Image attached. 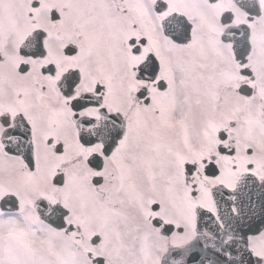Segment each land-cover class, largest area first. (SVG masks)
Returning a JSON list of instances; mask_svg holds the SVG:
<instances>
[{
	"label": "flooded vegetation",
	"instance_id": "1",
	"mask_svg": "<svg viewBox=\"0 0 264 264\" xmlns=\"http://www.w3.org/2000/svg\"><path fill=\"white\" fill-rule=\"evenodd\" d=\"M111 1L105 17L107 13L123 19L124 4L119 8L120 0H114L115 6ZM146 1L149 9L157 2ZM36 2L41 6L36 27L47 32L49 42L43 60L26 58L18 46L8 45L12 26L0 10V213L8 210L0 216V264H97L93 259L98 258L103 264H159L157 252L185 244L195 235L196 215L190 214V204L218 216L212 189L222 185L234 190L242 175L251 188L253 179L264 182V0L259 17L233 0H189L184 11L168 2L165 14L138 13L131 33L125 34L122 20L118 34L126 35L127 63L117 61L111 68L93 60V49L81 42L87 34L77 32L82 20L98 19L97 5L92 8L82 0ZM173 12L185 15L192 27L186 43L155 27L156 16L161 23ZM240 25L250 28L251 51L243 64L233 45L222 39L228 28ZM33 28L22 30L14 43ZM104 54L114 61L120 49ZM64 77L70 79L68 95L59 87ZM161 83L166 87L161 89ZM142 90L143 98L138 95ZM113 115L120 118L114 123L127 124L142 143L134 161L126 154L127 137L108 155L104 144L84 143ZM23 123L31 129L36 153L32 173L2 141ZM39 153L40 160L64 176L63 186L54 187L52 201L68 210L65 221L74 227L65 234L73 248L69 263L62 261L57 247L44 254V225L34 212L44 188ZM93 156L100 157L99 169L89 163ZM210 165L216 168L214 176L208 173ZM173 192L183 208L179 211L170 202ZM8 196L11 201L1 207ZM96 197L106 210L115 203L117 217L96 211ZM113 199L116 202L108 205ZM166 226L173 232H165ZM82 227L92 228L94 234L88 246ZM249 243L254 254L264 257V243L255 237Z\"/></svg>",
	"mask_w": 264,
	"mask_h": 264
},
{
	"label": "rangeland",
	"instance_id": "2",
	"mask_svg": "<svg viewBox=\"0 0 264 264\" xmlns=\"http://www.w3.org/2000/svg\"><path fill=\"white\" fill-rule=\"evenodd\" d=\"M167 1L170 2L173 9H176L179 11H184L186 9L185 8L186 4L189 2V0H167ZM85 2L91 4L92 8L97 5L99 7V16H98V19H95L94 18L95 16H94L91 19H88L86 21L82 20L80 22L81 26H84V28L86 29V31H81V32L84 34H87V36H85L83 39H81L82 37H80L79 39H81V42L84 43L86 46H90L91 49H93L92 57L95 56L93 57L94 61L106 63L109 66V68H111L112 63H115L117 61H121L124 64H126L127 63V56L125 54L127 50L125 46L126 35L122 37V34L120 35L118 34V28L121 27L120 22L124 20L123 26H124L125 34L127 33V31L131 33L132 30L129 31V29H131L133 19L139 18L138 13H140V15L143 16L144 11H146L148 14H152L153 11L151 9V5L149 9V4L146 0H135V1L120 0L118 2V7L121 8L122 4H124L125 6L124 15L121 14L122 17L124 18L117 21V17H114L112 19L107 14L109 6H113L111 0H86V1L82 0V4ZM113 3L115 6L116 2L114 0H113ZM5 4H8V8H5ZM82 4L78 3V5H82ZM36 7L32 8L31 2L29 0H0V10H3L2 12H5L7 15H9L8 20L10 19V21H12L11 25H12L13 30L10 29V31L7 34V40H8L9 46H13L15 44L14 39L17 35H21L22 30H25L24 31L25 33L26 29L32 27V23L34 24V26H37V15H41V12L39 10L41 9L40 8L41 6L38 8ZM149 10H150V13H149ZM104 11L107 12L106 17H105ZM31 14L34 16H31ZM114 14H117L116 10L111 12V15H114ZM2 15L4 14L2 13ZM159 22H160V19L159 17H157V19H155V27L157 24L156 28L158 30L161 29ZM118 48L120 49V55L115 56L114 61L110 57L108 58L102 57V55H105L104 54L105 51H108L109 53L111 52L113 53ZM40 164L44 168L45 178H44L43 191L40 192L38 195L45 196V197H53V190H54L53 184H52L53 166L43 162L42 160ZM81 184L82 183L78 184V186H80ZM83 191L84 193L88 192L86 188H84ZM190 193H189V196H190ZM205 193H207V189H205ZM171 195H173V197L170 199L171 200L170 202L172 205L176 206L173 208H175L176 211L183 209V208H180V202H177L175 193L173 192ZM75 198L79 199L81 202V197L76 196ZM178 200H181V199L178 198ZM113 202H116V200L115 199H113V201L111 200V202H108V205H111V203ZM95 203L96 204H94L93 206L96 209V211L100 212L102 210L104 214L110 218H114V215L115 217H117V214H116L117 210L113 208L115 203L111 207V209H108V210H106V206H104L103 204L101 205L98 197H96ZM194 205H195L194 203L190 204V209H189L190 214L195 213L196 208L194 207ZM206 211L212 212L209 209ZM44 228H45V233L43 235V238H44L43 246H44V249L47 250L44 254H47L50 249H54L55 247H57L59 249V252L61 251L62 261H65L66 259L65 262L69 263V259H68L70 258L69 254L73 253L72 251L73 248H70L71 244L69 243V241L66 240L67 237L65 234H67L66 233L67 231L63 230V233L61 232L59 235L57 233L58 231L53 232V230L48 226H45ZM108 233L110 234L111 231H108ZM81 234L85 235L86 246H88L92 239V235H94L92 232V228L82 227ZM119 234H120V230L117 231L113 237L114 238L118 237ZM113 237H111L110 240H112ZM108 243L110 242L107 241L106 246L110 247L111 245H108ZM95 250H97L96 247L93 248L92 252H94ZM157 255H158L157 259H160L162 254L159 255V252H157ZM109 257L110 259L114 260V256L110 255ZM46 264H47V260H46ZM79 264H83V263L79 262Z\"/></svg>",
	"mask_w": 264,
	"mask_h": 264
},
{
	"label": "snow or ice",
	"instance_id": "3",
	"mask_svg": "<svg viewBox=\"0 0 264 264\" xmlns=\"http://www.w3.org/2000/svg\"><path fill=\"white\" fill-rule=\"evenodd\" d=\"M155 72L156 66L155 62H153L151 74L155 76ZM165 87L166 85L164 83L160 84L161 89ZM138 95L143 98L146 96V91L142 90ZM119 119L118 116H111L110 120L101 123L95 129V138L84 139V143L91 145L100 142L104 144L103 151L105 155H108L127 137L126 154L130 160L134 161L142 150V143L136 138L135 132L128 128L127 124L123 122L119 124L114 123L119 121ZM86 123L91 124L92 121L88 120ZM57 150L59 151V149ZM89 163L94 168L99 169L101 166L100 157L93 156ZM192 171L193 168L189 167V174ZM208 173L211 176L216 175L214 165L209 166ZM60 180L61 178L58 177L57 182L59 183ZM100 182L99 179L95 181L97 185ZM225 215L229 216L228 224H226L229 231H233L234 226L239 225V232L241 234L239 237L233 238L242 240L244 242L242 245H237L233 251L226 254L222 253L220 249H215V255H213L210 247L197 239L187 247L175 248L170 254L168 264H182V262L183 264H232L233 261H237L238 264H264V257L254 255L249 243L253 237L257 239L258 243H264V239H262L264 238V191L257 190L253 193L251 187L247 185L238 186L231 193L230 205L226 207ZM156 223L160 224L161 222L157 220ZM164 231L172 233L173 227L166 226ZM100 264H103V261Z\"/></svg>",
	"mask_w": 264,
	"mask_h": 264
},
{
	"label": "water",
	"instance_id": "4",
	"mask_svg": "<svg viewBox=\"0 0 264 264\" xmlns=\"http://www.w3.org/2000/svg\"><path fill=\"white\" fill-rule=\"evenodd\" d=\"M174 24L181 25V21L179 19L174 20ZM174 26L172 24H168L166 27V30L169 32L174 30ZM36 43V51L38 52L42 49V39L38 38L35 41ZM229 204L226 205L228 207ZM44 217L47 221L53 223V212L51 208L44 203ZM226 224H228L226 222ZM198 235L195 240L199 239L204 244L208 245L211 249V253L215 255V249H220L222 253H228L230 251H233L237 245H242L244 242L239 243L236 241H225L224 238L226 237V234L229 235L231 231H229L228 227H226L225 231H223L220 226L217 224V222L214 220V218L208 214V213H201L199 217V226L197 228ZM192 243V242H191ZM190 243V244H191ZM189 245V244H188ZM187 245V246H188ZM185 246V247H187ZM234 254V253H233ZM169 258H166L165 262L163 264H168ZM183 264V262H182ZM232 264H238L237 261H233Z\"/></svg>",
	"mask_w": 264,
	"mask_h": 264
},
{
	"label": "bare ground",
	"instance_id": "5",
	"mask_svg": "<svg viewBox=\"0 0 264 264\" xmlns=\"http://www.w3.org/2000/svg\"><path fill=\"white\" fill-rule=\"evenodd\" d=\"M67 91H68V90H66L65 92H67ZM62 177H63V176L61 175L60 178H62ZM253 186H254V185H253ZM53 217H54V216H53ZM53 219H54V221H55V220L57 219V217H54Z\"/></svg>",
	"mask_w": 264,
	"mask_h": 264
}]
</instances>
